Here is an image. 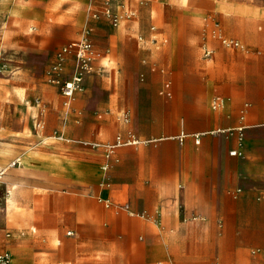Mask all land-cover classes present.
Wrapping results in <instances>:
<instances>
[{
	"label": "rangeland",
	"instance_id": "374dc122",
	"mask_svg": "<svg viewBox=\"0 0 264 264\" xmlns=\"http://www.w3.org/2000/svg\"><path fill=\"white\" fill-rule=\"evenodd\" d=\"M187 1L117 0L111 7L110 0H0V146L17 152L33 149L9 157L0 151V171L5 172L0 177V251L8 247L11 261L18 254L30 257L18 264H86L92 245L95 258H103L131 231L138 237L150 234L125 227L120 210L106 207L97 194L87 201L60 195L65 187L46 190L40 184L45 178L37 174L40 167L78 170L67 158L90 159L94 170L103 171L99 186L112 185L114 179L131 182L142 168L166 166L168 147L173 141L182 143V129L193 143V133L203 130L205 135H235L242 142L238 127L210 133L207 110L240 115L249 103V109L254 106L259 114L256 122H264V97H258L264 96L263 79L255 76L250 82L246 44L244 48L227 46L204 20L191 23L180 15L177 34L170 33L172 9L190 6ZM132 9L135 15L128 16ZM165 35L168 42L163 44L158 39ZM82 37H88L97 50L96 65L84 74L66 104L63 90L75 71L74 53L62 69L52 73L55 81L49 70L58 51ZM206 47L213 49L211 56H205ZM237 49L244 50V60L235 53ZM168 78L173 93L164 96L161 89ZM209 81L212 93L204 110ZM216 94L224 96L225 106L213 108ZM250 94L255 98L250 100ZM217 124L215 128L224 127ZM129 131L140 142L117 145L110 151L117 135L126 138ZM39 151L61 157L40 163ZM17 157L21 160L8 166ZM48 182L55 186L54 181ZM12 183L17 184V201L31 209V227H18L30 220V212L13 201ZM44 204L51 211L46 213ZM7 210L12 226L5 221ZM89 220L94 228L87 225ZM74 221L78 228L72 225ZM70 229L76 235L68 234ZM76 254L78 262L62 257Z\"/></svg>",
	"mask_w": 264,
	"mask_h": 264
},
{
	"label": "crops",
	"instance_id": "0c3cea01",
	"mask_svg": "<svg viewBox=\"0 0 264 264\" xmlns=\"http://www.w3.org/2000/svg\"><path fill=\"white\" fill-rule=\"evenodd\" d=\"M116 1L110 0L111 7L116 6ZM185 4L190 6L176 5L172 9L170 33L177 34L180 15L191 23L204 20L207 28L211 26L214 36L220 31L239 40L242 45L236 47L244 48L246 44L250 51V58H245L246 67L250 68V82L255 76L263 79L261 92L264 95V0H188ZM159 40L161 42V38ZM235 53L244 60L243 49H237ZM209 85L210 81L201 105L204 110L209 106L212 93ZM161 93L172 95L170 78L164 82ZM216 96L223 99L218 107L225 106L224 96L216 94L214 98ZM254 98L250 94V100ZM248 106L249 103H245L240 115L236 111L219 115L208 110L206 115L210 133L225 132L227 126L238 127L243 134L242 142L239 143L235 135H205L204 130L196 131L194 133H202L201 139L196 142L193 136V140L200 145L187 140V135L183 140L179 138L181 144L173 141L168 147L165 167L142 168L131 182L114 179L112 185L99 186L103 171L100 168L94 170L90 159L67 158L78 170L40 167L37 174L45 178L40 184L46 190L65 187L60 195L86 198L87 201L97 194L106 207L120 210L125 227L150 231L140 237L131 231L122 245L116 244L115 250L103 258H95L93 245L90 246L86 264H264V122L257 123L259 114L254 106L250 109ZM245 120L249 123H244ZM217 123L224 127L215 128ZM182 131L187 134L182 129L179 137ZM234 149L239 150V154H232ZM0 151L9 157L25 155L33 149L27 147L17 152L2 145ZM39 153L40 163L47 158L61 157ZM16 159L19 162L21 157ZM8 166H13L12 161ZM48 181H54L55 186ZM16 186L12 183L9 189L13 201L20 209L30 212V220L18 227H31V209L17 201ZM75 210L77 218L78 209ZM44 211H51V207L44 204ZM5 221L10 225L8 210ZM41 221L45 224V217ZM72 225L79 227L76 221ZM87 225L94 228L92 220ZM67 233L76 235V230L70 229ZM10 247L17 248L15 244ZM2 250L10 251L8 247ZM62 257L79 261L77 254ZM28 259L29 256L16 254L11 262L18 264L20 260Z\"/></svg>",
	"mask_w": 264,
	"mask_h": 264
},
{
	"label": "built area",
	"instance_id": "2783aa9c",
	"mask_svg": "<svg viewBox=\"0 0 264 264\" xmlns=\"http://www.w3.org/2000/svg\"><path fill=\"white\" fill-rule=\"evenodd\" d=\"M106 12L109 13L110 9L106 8ZM136 10H130L128 13V16L135 15ZM114 20L117 21L118 17L114 16ZM215 35L222 41L227 46H241L242 43L234 38L227 37L220 33V31H216ZM154 39L157 37L154 36ZM161 42L163 44L168 42L167 37H162ZM74 53L75 55V71L73 75L65 81L64 85V95L66 97V104H69L71 100L73 99L76 90L80 87L81 81L83 79V76L85 73L93 71L94 70V65H95V60L97 57V50L93 44V42L88 38V37H82L79 40L69 42L65 44L61 50L58 51L56 55V59L54 64L52 65L51 69L49 72L55 73L58 70L62 69L68 62L70 54ZM205 56H211L213 54V49L206 47L205 48ZM54 75V74H52ZM56 75L52 77V79L55 81L56 80ZM166 86H169V83H166ZM166 88V87H165ZM167 93H169V90L164 89ZM223 99L221 96H216L213 101V106L218 107L222 104ZM242 129V128H240ZM187 134L182 131L180 134V139L183 140V138ZM202 133H193V136L195 138L196 142H200ZM243 137V134L241 133V138ZM140 142V139L134 134L133 132L129 131L127 134V137L124 138L121 134L117 135L116 142L109 145V150L113 151L114 147L117 145H122V144H127V143H138ZM99 143H94L93 145H97ZM232 154H239L237 149H234L231 151ZM17 161H13L12 165H15ZM4 173V171H1ZM109 204V202L107 203ZM11 252L9 250H2L0 251V264H10L11 263Z\"/></svg>",
	"mask_w": 264,
	"mask_h": 264
},
{
	"label": "bare ground",
	"instance_id": "6f19581e",
	"mask_svg": "<svg viewBox=\"0 0 264 264\" xmlns=\"http://www.w3.org/2000/svg\"><path fill=\"white\" fill-rule=\"evenodd\" d=\"M15 161H18V159H16ZM7 169H8V168H7ZM3 171H4V170H3ZM3 174H4V173H2V172L0 171V177H2Z\"/></svg>",
	"mask_w": 264,
	"mask_h": 264
}]
</instances>
